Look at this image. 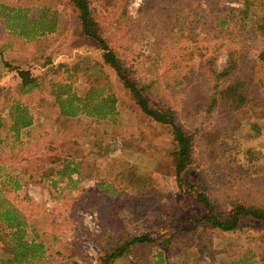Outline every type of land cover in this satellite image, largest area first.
Masks as SVG:
<instances>
[{"label": "rangeland", "instance_id": "rangeland-1", "mask_svg": "<svg viewBox=\"0 0 264 264\" xmlns=\"http://www.w3.org/2000/svg\"><path fill=\"white\" fill-rule=\"evenodd\" d=\"M121 4L91 0L102 36L144 88L150 106L170 107L177 124L195 138L199 162L186 178L196 183L202 171L207 196L226 215L230 201L264 208V36L250 21L236 42L252 89L244 110L231 113L217 106L205 115L199 104L210 95L215 74L227 67L228 54L221 45L226 41L196 22L191 10L201 2L193 0L178 12L179 28L169 37L166 32L156 37L158 26L148 31L153 12L141 10L144 0H128L125 19L117 24ZM78 15L69 0H0V205L6 200L30 222L26 238L44 244L40 264H99L106 243L140 235L159 236L168 244L139 248L146 254L143 261L127 256L115 264H264L262 223L245 219L236 231L222 232L200 222L205 209L181 190L174 176L170 129L145 115L113 71L101 66L102 52L83 36ZM48 60L53 66L75 64L76 72L70 77L50 72ZM18 69H28L42 90L21 94ZM103 84L111 85L117 97L115 123L85 115L77 124L55 120L50 92L69 85L82 96ZM15 105L27 108L32 126L14 125ZM252 123L261 131L257 139L252 138ZM201 130L211 139L219 133L223 142L208 164ZM68 162L79 164L70 180L42 176ZM4 229L0 225V234ZM3 246L0 242V250Z\"/></svg>", "mask_w": 264, "mask_h": 264}, {"label": "trees", "instance_id": "trees-1", "mask_svg": "<svg viewBox=\"0 0 264 264\" xmlns=\"http://www.w3.org/2000/svg\"><path fill=\"white\" fill-rule=\"evenodd\" d=\"M71 5L77 10L78 18L83 36L94 41L101 50V66L109 67L115 74L117 80L123 88L130 92L135 99L141 111L151 118L153 121L167 126L172 135L175 144L172 153L174 163V176L181 190L191 195L206 211V215L200 220L203 225L211 230H219L222 232L236 231L240 222L245 219H252L264 225V208L245 204L244 201H230L231 211L228 215L224 210L220 209L207 196L206 176L203 172H199L196 183L188 180L184 175L188 170L197 167L199 159L195 155V138L191 134L184 132L182 127L177 124L174 110L168 108H157L150 106L147 98L143 95L144 88L139 87L132 79L130 68L117 57L113 49L109 46L108 40L102 36V32L94 17L91 8V0H69ZM121 15L117 24L125 19L126 5L128 0H121ZM143 10L153 12L147 20L148 31L158 26L155 36H161L166 32L165 37L174 35L178 27V12L187 9L189 3L193 0H144ZM201 2L192 14L200 29L205 28L207 32H211L214 38L225 40L222 47L227 46L228 61L227 67L223 72L215 74L214 84L210 85L208 97L201 100L199 112L209 115L215 107L220 109H228L231 113H241L247 105V97L252 95V89L246 80V69L244 61L240 58L236 49V42L239 40L241 32L247 29L249 22L253 24V29L264 36V7L261 0H232L240 3L239 8L218 5L219 0H198ZM221 3V2H219ZM205 6V9L201 6ZM219 7V8H218ZM252 9H261L258 15L252 13ZM207 12L208 16L205 15ZM176 15L174 20L173 16ZM180 23V21H179ZM152 32V31H151ZM261 58L264 55L261 54ZM48 60L47 67L50 72L69 73V77L76 72V65L70 63H60L56 66L51 65ZM17 75L20 80L19 91L21 94H29L31 91L42 90L41 82L30 74L28 69H18ZM215 72H213L214 74ZM224 80L223 84H218L220 80ZM58 86V85H57ZM60 88V89H59ZM251 89V90H250ZM255 92L257 89L255 88ZM49 100L54 104V118L59 121H72L78 123V117L85 115L96 121H105L111 119L112 122L117 120V97L113 92L111 85L103 84L98 87H91L85 95L79 96L72 93L69 85H62L56 91L50 92ZM15 111L18 114L15 118L14 125L18 128H28L32 126V118L28 115L26 107L15 105ZM95 124H98L97 122ZM253 131V139H257L261 135L260 128L255 123L250 124ZM234 127V126H233ZM83 134L86 130H82ZM202 143L204 147L203 156L208 164L212 160L215 151L220 152L221 135L216 133V137L211 139L207 132L201 130ZM86 135V134H85ZM85 135H81L85 137ZM87 136V135H86ZM220 145L215 148L216 142ZM56 154V148L49 149ZM200 152L198 153V155ZM66 159V158H65ZM65 161V160H64ZM79 164L68 162L62 165L57 172L42 175L44 177L55 174L57 181L64 178L70 180L72 174L78 173ZM68 174V175H67ZM19 189V185L15 182V189ZM0 205V225H4L6 229L0 234V242L4 245L0 250V264H40L44 261V244L35 237L27 239V229L29 223L25 220V215L15 206L2 200ZM36 236V234H34ZM108 244V246H107ZM149 244L167 245L168 241L157 238L148 239L144 235L135 236L127 240H116L106 243L101 247L99 256V264H115L122 257L133 256L137 261H143L146 256L141 253L139 248L146 247ZM146 253L148 250L145 249Z\"/></svg>", "mask_w": 264, "mask_h": 264}]
</instances>
